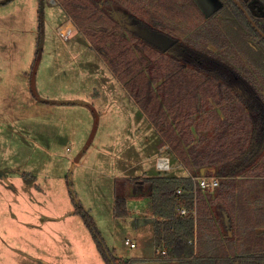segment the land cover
<instances>
[{"label":"rangeland","instance_id":"rangeland-1","mask_svg":"<svg viewBox=\"0 0 264 264\" xmlns=\"http://www.w3.org/2000/svg\"><path fill=\"white\" fill-rule=\"evenodd\" d=\"M51 1L0 3V264H58L59 258L61 264H107L75 211L77 204L92 215L108 249L126 256L130 245L124 240L133 233L135 220L125 223L115 216L116 195H130L127 205L135 218L149 198L132 197V184L125 180L154 173L155 159L163 152L172 165L180 159L163 141L161 128L111 76L102 55L89 45V34L76 32L61 2ZM149 6L155 8L151 1ZM171 14L163 13L165 21H173ZM185 20L174 33L181 40L194 37L200 48L238 61L222 25L218 33L213 20L194 27ZM68 21L72 30L64 26ZM258 64L264 95V63ZM40 96L89 104L45 102ZM259 174L237 179L248 178L250 184Z\"/></svg>","mask_w":264,"mask_h":264},{"label":"trees","instance_id":"trees-1","mask_svg":"<svg viewBox=\"0 0 264 264\" xmlns=\"http://www.w3.org/2000/svg\"><path fill=\"white\" fill-rule=\"evenodd\" d=\"M8 1L0 0V3ZM149 1L155 8L148 7ZM62 2L78 26L89 34V39L105 45L108 35L91 26L94 23L108 25L101 14L92 12L95 7L87 0ZM128 2L127 7L133 12L142 4L143 9L150 11L146 15L163 21V13L175 14L173 21L169 19L173 24L170 34L179 39L181 45H184L181 36L174 34L176 28L184 24L186 18L192 27L200 24V18H205L197 6L188 5L186 0L181 4L179 0ZM222 2L216 15L221 14L218 19L226 29L224 38L229 42L233 40L234 48L237 45L240 52L250 48L253 79L243 76L232 63L198 47L191 48L193 63L189 70L182 68L185 55L180 49L181 59L176 62L179 70L173 77L167 58L150 63L145 58L139 60L130 48L121 56L116 52L119 59L113 64L137 103L161 128L163 141L170 145L182 165L193 175L205 173L220 178L215 192L203 188L196 192L190 174L177 175L169 171L125 180L127 185L132 184V197L149 198L157 216L156 244L165 247L166 254L178 264H264V95L258 70V62L264 63V0ZM116 41L118 44V38ZM258 49L263 54H259ZM149 55L154 57L151 51ZM37 64L38 61L34 63L33 72ZM221 72L225 75L222 82ZM162 75L167 76L157 84ZM208 128L214 129L211 135L205 133ZM197 138H201L203 144ZM208 165L215 170H206ZM257 170L262 177L255 180L253 176L250 184L248 178L237 179L240 174ZM129 196L123 192L116 195L115 216L129 214ZM184 207L188 212L181 214ZM76 211L90 228L107 264L133 262V259L115 256L108 249L92 215L80 203Z\"/></svg>","mask_w":264,"mask_h":264},{"label":"flooded vegetation","instance_id":"flooded-vegetation-1","mask_svg":"<svg viewBox=\"0 0 264 264\" xmlns=\"http://www.w3.org/2000/svg\"><path fill=\"white\" fill-rule=\"evenodd\" d=\"M46 0H42V2H45ZM90 2V4L95 7V10L92 12L94 14L100 15V17L105 20L106 24L105 26H97L99 24H92L91 26L96 28L98 31H101L100 29L104 30V32L108 35L109 40H106L104 42L105 45L100 44V42H96L93 40L88 39L89 45L92 47H95L98 52L102 55L105 62L108 65V71H111V76L115 77L116 80L120 81V83L127 89L125 86V83L120 78V76L116 73L115 68L113 67V64L116 63V61L119 59L115 56L116 52L119 56H121L124 53H126L127 48H130L133 50V52L136 54V57L140 60L142 58L147 59V62L154 63L157 60H163L168 59V63L170 64L171 70L170 75L173 77L176 74V70H179L178 64L179 60L181 59V51H183V70L190 69L193 62H191V48L192 47H198L200 50H204L208 53H211L215 56H218L219 58L225 59L226 61L232 63L234 67L242 71L243 76L247 77L248 79H253L254 75V68L251 63V50L248 47L246 52H243L247 56V60H245L242 56H240L239 48L236 45L234 48L233 46V40L232 42L228 41L229 47H232L233 50L239 55L238 61H232L227 58H225L221 51L220 53H216L217 51H213L211 48L209 50H205L203 48H200L199 45L193 44L194 37L190 39V37H186V40L183 41L184 45L180 44L179 39L176 41H172L175 39V36L170 34V30L172 28V23L165 22L163 20H160L155 17H149L146 15L147 13H150L149 10L143 9V5L140 4L139 9H136L135 12L132 11V9H129L127 7V0H87ZM187 1V0H186ZM221 1V6L217 10H214L216 7V4L214 3V0H188V5L197 6L199 10L202 12V14L205 16V18L202 20L200 18V24L199 25H209L210 21L213 20L214 23L217 25V31L219 33V28L222 25V28H224L223 23L218 19L221 17V14L216 15L222 8L223 2ZM52 3H57L58 0L51 1ZM61 2L63 9L66 13L69 14L70 20L74 23L76 32H84L82 28L78 26L76 23L73 15L68 11V9L63 4L62 0H59ZM187 5V7H188ZM245 13L249 20H252L248 12L245 10ZM146 15V16H145ZM43 16V15H42ZM209 20V21H207ZM205 21H207L205 23ZM218 22L220 24H218ZM184 28V27H183ZM212 28V26L209 27V30ZM74 32V31H73ZM146 33H154L157 36H163L164 39H149L144 34ZM222 34V31H221ZM224 34H226V30L224 31ZM229 34V31H228ZM39 40L40 42L44 40L43 32L42 30L39 32ZM189 35V34H188ZM162 37V38H163ZM172 37V38H171ZM219 37H221L219 35ZM116 38H118V44L116 41ZM43 39V40H42ZM177 39V38H176ZM118 45V51L116 50V46ZM39 50H43L41 47H39ZM218 50H222L220 47H218ZM152 52L154 54V57H150L149 52ZM180 51V52H179ZM215 52V53H214ZM136 58V59H137ZM246 68V73L245 69ZM221 69V67H220ZM167 75H162L159 77V81L157 84H160L161 81L165 79ZM224 74L221 72V79L220 82L224 79ZM219 77V78H220ZM238 77V75H236ZM237 79V78H236ZM232 80V79H230ZM128 91V89H127ZM129 92V91H128ZM131 95V93L129 92ZM200 95V94H199ZM132 96V95H131Z\"/></svg>","mask_w":264,"mask_h":264},{"label":"crops","instance_id":"crops-1","mask_svg":"<svg viewBox=\"0 0 264 264\" xmlns=\"http://www.w3.org/2000/svg\"><path fill=\"white\" fill-rule=\"evenodd\" d=\"M156 159H155V164H153L154 173L149 175L157 174L156 170L158 169L156 166ZM172 169L169 172L175 173L177 175L188 174L186 168L182 165L181 162L172 165ZM156 218L157 216L153 213L150 207L149 200L147 201V207H144L139 213V215H137L135 218L132 217V215L130 214V210L127 216L120 217V219H123L125 223H128V221L133 222L135 220L134 221L135 229L133 230L132 233L133 235L130 233L127 234L125 240L127 238L132 239L136 243L135 246L136 250H131V246L129 247V245L125 243V245L129 247L130 250L129 254L131 255L127 254L126 256H122L118 254L117 256L124 257L125 259H133V262L131 264H178V262L175 261L176 259H173L172 257L168 256L166 253H162V250H166L165 247L163 246L159 247L156 244L155 241ZM61 262L62 261L59 258L58 264H61Z\"/></svg>","mask_w":264,"mask_h":264},{"label":"built area","instance_id":"built-area-1","mask_svg":"<svg viewBox=\"0 0 264 264\" xmlns=\"http://www.w3.org/2000/svg\"><path fill=\"white\" fill-rule=\"evenodd\" d=\"M54 1V0H52ZM70 30H72L70 28ZM167 147V145H166ZM156 166L157 169L160 170L161 172H168L172 169V162H171V157L167 155L166 153H161L157 159H156ZM190 176L192 177L194 181V185L198 188H203L205 190H213L220 184V179L216 176H207V175H193L189 173ZM188 211L187 209L181 208L180 213L181 214H186ZM125 243L127 245H130L131 247H135L136 243L130 239L127 238L125 240ZM162 253H166V250H162Z\"/></svg>","mask_w":264,"mask_h":264},{"label":"water","instance_id":"water-1","mask_svg":"<svg viewBox=\"0 0 264 264\" xmlns=\"http://www.w3.org/2000/svg\"><path fill=\"white\" fill-rule=\"evenodd\" d=\"M214 3L216 4V7L214 10H217L218 8H220L221 6V1L220 0H214ZM255 25V23H253ZM146 37H148L150 40L151 39H164L163 36H157L154 33H146L144 34ZM163 37V38H162ZM165 40V39H164ZM172 41H176V39H173ZM42 101L45 102H52V103H79V104H89L88 102L84 101V100H80V99H51V98H47V97H42L40 96V98Z\"/></svg>","mask_w":264,"mask_h":264},{"label":"bare ground","instance_id":"bare-ground-1","mask_svg":"<svg viewBox=\"0 0 264 264\" xmlns=\"http://www.w3.org/2000/svg\"><path fill=\"white\" fill-rule=\"evenodd\" d=\"M64 26H65V27H69V28H70V27L73 28L74 25L72 26V23H71L70 21H68ZM65 30H66V29H65Z\"/></svg>","mask_w":264,"mask_h":264}]
</instances>
